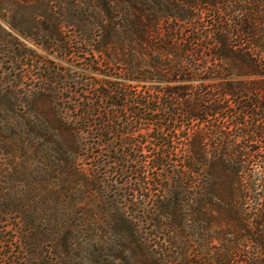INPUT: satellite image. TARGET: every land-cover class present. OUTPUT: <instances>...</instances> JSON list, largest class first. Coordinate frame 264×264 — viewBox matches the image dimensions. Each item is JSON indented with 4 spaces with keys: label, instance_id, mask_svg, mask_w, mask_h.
<instances>
[{
    "label": "trees",
    "instance_id": "16d2710c",
    "mask_svg": "<svg viewBox=\"0 0 264 264\" xmlns=\"http://www.w3.org/2000/svg\"><path fill=\"white\" fill-rule=\"evenodd\" d=\"M102 6L89 64L118 78L52 99L72 194L103 214L110 175L130 184L111 217L136 264H264V0Z\"/></svg>",
    "mask_w": 264,
    "mask_h": 264
},
{
    "label": "rangeland",
    "instance_id": "374dc122",
    "mask_svg": "<svg viewBox=\"0 0 264 264\" xmlns=\"http://www.w3.org/2000/svg\"><path fill=\"white\" fill-rule=\"evenodd\" d=\"M102 3L0 0V264H136L143 255L129 224L111 217L118 205L113 196L130 184L110 175L107 211L98 213L94 200L72 194L51 129L56 91L65 97L89 89L94 71L100 79L119 76L89 64ZM139 224L144 232L152 226Z\"/></svg>",
    "mask_w": 264,
    "mask_h": 264
}]
</instances>
